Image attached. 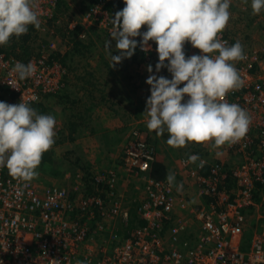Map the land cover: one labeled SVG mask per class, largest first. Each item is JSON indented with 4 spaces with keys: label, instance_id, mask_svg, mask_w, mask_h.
Listing matches in <instances>:
<instances>
[{
    "label": "built area",
    "instance_id": "built-area-1",
    "mask_svg": "<svg viewBox=\"0 0 264 264\" xmlns=\"http://www.w3.org/2000/svg\"><path fill=\"white\" fill-rule=\"evenodd\" d=\"M108 2L94 0L88 6L81 19L84 31L79 40H86L89 28L110 35L114 26ZM56 6L57 0H37L39 31L54 30ZM70 22L72 30L76 23ZM145 30L142 26L140 31ZM219 38L232 45L230 37L219 34ZM149 45L150 50L139 46L138 50L144 62L155 66L156 44L150 41ZM183 50L186 58L200 54L189 43ZM49 53L43 49L27 62L36 71L25 80L12 72L19 60L0 53V87L5 92L0 101L18 104L23 100L31 106L57 96L64 88L67 71ZM244 53L245 59L234 62L244 85L224 98L239 104L251 119L244 137L222 146L237 157L234 163L213 161L199 152L182 155L178 162L187 184L184 182L182 192L176 194L166 179L151 177L156 149L141 132L140 123H131L119 166L126 177L141 183L135 210L144 224L128 230L122 239L116 233H106L108 222L101 221L119 217L128 223V203L123 204L115 193L118 174L107 172L93 179L95 192L104 187L106 199L86 195L74 200L64 188L40 189L0 168V264H264V57L253 49ZM162 70L171 79L167 69ZM61 127L56 120L54 140ZM191 154L199 155L200 160L186 163ZM201 161L202 167L198 166ZM189 180L199 189L198 209H194L195 203L189 206L197 200L184 193ZM182 213L198 220L200 233L186 231ZM249 217H253L255 228L245 242Z\"/></svg>",
    "mask_w": 264,
    "mask_h": 264
},
{
    "label": "clouds",
    "instance_id": "clouds-1",
    "mask_svg": "<svg viewBox=\"0 0 264 264\" xmlns=\"http://www.w3.org/2000/svg\"><path fill=\"white\" fill-rule=\"evenodd\" d=\"M123 3L125 7L112 18L114 27L110 33L119 54L113 55L109 50L111 41L105 45L111 67L131 58L138 46L150 50L152 41L158 55L155 72L166 68L171 75V79L158 76L153 74L152 65L147 66L150 96L143 114L147 129L160 137L167 133L165 142L172 148H183L188 143H210L218 148L244 137L250 116L239 104L224 99L229 91L244 85L234 63L245 59L242 44L237 41L228 45L219 38L230 19L231 0ZM251 10L259 15L264 10V0H251ZM40 23L37 0H0V46L13 37L26 35L29 26L38 29ZM142 26H146L143 32ZM185 43L200 54L186 58ZM35 71L31 62L17 61L12 68L20 80L34 76ZM55 125L54 116L38 113L23 100L18 104L0 101V168L23 181L38 177L36 170L42 156L55 143ZM198 160L199 155L191 154L186 163L195 164ZM165 179L173 185L175 175L167 174ZM176 188L182 191L183 185L177 184Z\"/></svg>",
    "mask_w": 264,
    "mask_h": 264
},
{
    "label": "crops",
    "instance_id": "crops-1",
    "mask_svg": "<svg viewBox=\"0 0 264 264\" xmlns=\"http://www.w3.org/2000/svg\"><path fill=\"white\" fill-rule=\"evenodd\" d=\"M62 1L69 7L70 0ZM109 2H114V0H109ZM121 4L122 7H125L123 0H121L119 5ZM240 8L244 10V6L237 9L240 10ZM122 9L123 8L120 10ZM70 23V19H68L64 27L65 32L63 35L57 33L58 29H50L48 33H44L36 28V31L44 33L45 37L47 35L45 38L46 41L40 38V46H45L44 44H47V46H45L47 50L48 46H50L47 39L51 41V39L54 38L52 40V46L58 42H62L55 52V55L58 56L56 59L59 62L61 61L60 58L65 56L72 47L71 39L67 34L76 29L79 30L77 32L78 35L84 31L81 21H76V25L72 30H69ZM90 29L93 31V28ZM77 41L80 40L77 38ZM80 42L90 44L95 51L92 56L85 55L73 58L75 70L72 72L66 70V82L64 83L61 96L46 99V105L48 104L47 102H52L51 105H53L54 99H60L59 102L62 104V108H60V118L62 121L64 120L62 127L64 126L63 129L65 134L62 133L64 135L61 141H57L58 143H62L61 146L58 145V143H54L52 148L42 156L40 164L49 167L50 171L45 174H39L38 177L31 181L41 189H43V187L64 188L70 193V197L74 200H79L86 195H96L104 200L106 199L104 187H98L96 190L101 191L95 192V187L93 185L95 175H101L107 172L120 174L115 186V193H117L123 204L128 203L129 214L138 217L135 210L137 198L131 199V195L128 194L131 187L130 183H134V180L126 177L124 173H122L119 160L125 138L130 129L131 123L129 124V121H137L140 125L146 127L145 117L143 116L145 110L141 108V105L143 106V103H145L144 108H146V100L150 96V90L148 86H144L146 75L144 77L141 69L144 68V63L145 68H147L149 64L143 60L142 64L136 67L135 70L131 69L132 67L127 70H121V68L118 69L116 65L111 67L109 51L101 49L103 45L105 46L106 40L99 37H87L86 40ZM109 50L112 51L111 47ZM113 50L112 52H114V55L119 54L116 49L113 48ZM117 66L124 67L121 63L117 64ZM261 66L264 67V60ZM159 73L160 74H157L155 72V66L153 65V74L158 76L162 73L166 76L168 75L163 70ZM134 86L140 87L134 89ZM143 86L145 88H143ZM117 97H120V99L117 100ZM55 120L60 122L58 119ZM145 132L149 135L147 139L154 145L157 152L154 162L156 168L154 169L163 172L164 178H161L163 180H165L167 174L175 175L173 187L177 192L176 194H178L176 185L179 182L180 184L184 182L185 185L187 184L186 175L184 171L180 170L182 168L178 162L182 155L190 152H199L201 155L204 154L208 156L213 161H221L226 165H231L232 162H229V159L236 157L232 151L222 146L213 148L210 143H188L183 148H172L165 142L167 133H165L163 137H160L150 132L147 127L145 128ZM153 171L152 166L150 175L155 178V176H153ZM58 181H61V183L59 184ZM190 183L184 189L186 190L184 193L188 192L186 195L188 199L197 200L196 202L189 200V206H193V203H195L194 209H198V200L200 197L197 192L199 189L194 186L192 181H190ZM134 193L132 194L138 197V193ZM204 200L210 202L212 199L204 198ZM176 217L177 215L175 218ZM182 217L186 222L187 232L195 234L200 233L198 220L192 218L189 213H182ZM98 220L100 221V217ZM101 221L108 222H106L107 224L105 226V228L108 229L106 233L121 232L127 234L129 230L127 224L121 222L119 217ZM253 223H251L250 226H253Z\"/></svg>",
    "mask_w": 264,
    "mask_h": 264
},
{
    "label": "rangeland",
    "instance_id": "rangeland-1",
    "mask_svg": "<svg viewBox=\"0 0 264 264\" xmlns=\"http://www.w3.org/2000/svg\"><path fill=\"white\" fill-rule=\"evenodd\" d=\"M93 1L94 0H70L69 1L70 2L69 7L66 4H63V5L59 4L58 11L56 10V17H57L58 22H54L55 24L53 25L54 26L53 29H58L57 33L63 35L65 32L64 27L66 25V21L68 19H70V21H74V22L81 21L84 12L86 11L88 6ZM246 4H247V6H246ZM242 6H244V10H242L241 8H240V10L237 9L239 7H242ZM122 8H124V7H122ZM229 11L231 13L229 22L227 23L225 29L220 34L227 36V37H230V39L235 41V42L239 41L242 44L244 50H252V49L257 50L264 57V10H262L259 15H254L252 13V10H251V0H248V3H244V0H231ZM46 32L48 33L49 31H46ZM46 32H44V33H46ZM44 33L36 31V28L33 26H29L28 33L26 35H23V36L16 38V39L17 40H21V39L23 40L28 35L29 38L26 42L27 45H30L31 47L33 46L34 48L38 47L37 51H38V53H40L41 51H43V49L46 50L45 46H47V44H44L45 46H40L41 45L40 38H42L43 41H46L45 38L47 37V35L45 37ZM86 33H87V37H96V38L99 37L103 40H106V43L108 40L111 41L110 47H113L112 46L113 41L111 40L110 35H107L101 31H98V32L96 30L94 31V29L92 31L90 28L87 29ZM41 36H43V37H41ZM67 36H69V35L67 34ZM53 39H51V41L49 39H47L50 46H52V40ZM11 40H12V38L10 39V41ZM10 43L11 42H9L8 44H6L3 47L4 50L6 48H8L7 50H9V46L11 45ZM61 43L62 42H58L57 44H55L52 47L48 46V51L50 52L49 55L51 58L56 59L58 57L57 55H55V52H56L57 47H59L61 45ZM0 48H2V47L0 46ZM101 49L107 50V48L104 45H103V47H101ZM0 53L7 55L3 51H0ZM7 56H12V55H7ZM263 60H264V58H263ZM109 61L111 62V60H109ZM149 65H152V64H149ZM141 72L143 73L144 77L146 75V79L148 77L147 75H150L147 72V68H145V63H144V68L141 69ZM157 74H160V73H157ZM159 76H165L169 79L168 75L166 76L163 73ZM144 81H145V79H144ZM65 82H66V80H65ZM137 82H138V80H137ZM144 86H148L146 84V81L144 82ZM144 86H143V88H145ZM136 87L138 88L140 86H136ZM136 87H134V89H137ZM148 87L150 90V86H148ZM2 97L5 98V92L4 91L3 92L0 91V98H2ZM54 97L56 98L57 96H54ZM59 101H60V99H54L53 105H51L52 102H47L48 104L46 105L45 104L46 101H44V105L50 109L49 112H46L44 114L45 115L50 114V115L54 116L55 119L60 120V124L62 125L64 120L62 121V119L60 118V114H61L60 108H62V104ZM144 107H145V103H143V106L141 105V108H143V110H145ZM133 122L129 121V124L133 123ZM138 127H140V130L144 135L146 134V136H149L145 132L146 127H144L142 125H140V126L138 125ZM61 128H62V132L57 136L55 143H58L57 141H61L63 135L65 134V131L63 129L64 126ZM62 133H64V134H62ZM153 133H155V132H153ZM61 144H62L61 142L58 143V145H60V146H61ZM61 149L63 150L62 147H61ZM235 159H236V157H232L231 159H229V162L230 161L234 162ZM36 171H38L39 174H45V173L50 171V168L47 167L46 165L40 164ZM119 175L120 174H118V176ZM58 183L60 184L61 181H58ZM130 185H131V187L129 189L130 191L128 192V194L131 195V199H133L135 197L137 198V195H133L132 193L135 192L136 194L138 193V195L141 193L140 181H134V183L132 182V183H130ZM43 189H46V187L45 188L43 187ZM262 210H264V205L262 207ZM251 222H253V217L247 218V229L245 230L243 238H245L246 236L250 237L253 234L252 232L254 231L255 226L250 227ZM248 232H250V233H248ZM118 234L119 235L122 234V235H120L122 237L123 234H125V233H118Z\"/></svg>",
    "mask_w": 264,
    "mask_h": 264
},
{
    "label": "trees",
    "instance_id": "trees-1",
    "mask_svg": "<svg viewBox=\"0 0 264 264\" xmlns=\"http://www.w3.org/2000/svg\"><path fill=\"white\" fill-rule=\"evenodd\" d=\"M120 2H121V0H114V2H108V4H107L108 10L111 11V14H112L113 18L115 16V13L122 8V4L119 5ZM59 4L63 5L64 2L62 0H57V6H56V10L57 11H58ZM78 31H79L78 29L72 30V32H70L68 34L69 35L68 37L71 39L72 47H71L70 51L67 54H65V56L60 58V60H61L60 62L62 64V66L65 67V69L68 70L69 72H72V71L75 70L74 65H73V62H74L73 58L82 57V56H85V55L86 56H92L94 51H95V49L92 48L93 46H91L90 44H84V43H82L80 41H77V37H78V33L77 32ZM28 38H29L28 35L23 40L22 39L21 40H17L16 37H13L12 40L9 41V42H11L10 43L11 45L9 46V50H7L8 48H6L4 50L3 47L6 45V44H4V45L1 46L2 48H0V51L5 52L7 55H13L17 59H19L20 62H23V63L26 64L31 57L38 56V54H39L38 51H37L38 47L34 48L33 46L31 47L30 45H27L26 42H27ZM231 42H232V44L235 43V41H233V40ZM112 46L113 47H111V50L114 51L113 48L116 49L115 41H113ZM112 54L114 55V52H112ZM143 60H144V57L142 56L141 52L138 50V47H137V49L135 50L134 55L131 58L124 59L121 62V65L124 66L123 68L122 67H118L117 65H116V67L118 69L121 68V70H127V69L132 67L131 69L135 70L136 67H138L140 64H142ZM63 89H62V92H63ZM0 91L3 92L4 89L2 87H0ZM61 93L58 94L57 97H60ZM118 99H120V97H117V100ZM44 101H46V100H44ZM44 101L41 102V103H38V104L31 105V107L36 109L38 111V113H40V114H44L46 112H49L50 109L44 105ZM114 103H115V101H114ZM154 168H156L155 164L153 165V170H154L153 171V176H155L156 179L164 178L163 172H161V170L157 171V169L155 170ZM142 224H144V221L140 220L137 216H133V214L132 215L129 214V219H128V223H127V226H128L129 230H132V228H134L136 225L140 226ZM248 233H250V232H248ZM120 235H122V234H120ZM120 235L118 233H116V236L121 238V239L123 237L127 236V234H123L122 237ZM247 237L248 236L245 237V242H247L248 239H249V237L248 238Z\"/></svg>",
    "mask_w": 264,
    "mask_h": 264
}]
</instances>
